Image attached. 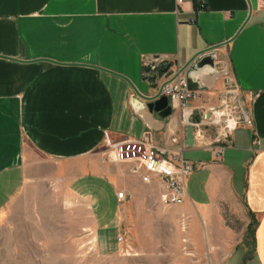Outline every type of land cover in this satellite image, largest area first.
Instances as JSON below:
<instances>
[{
	"label": "crops",
	"instance_id": "obj_1",
	"mask_svg": "<svg viewBox=\"0 0 264 264\" xmlns=\"http://www.w3.org/2000/svg\"><path fill=\"white\" fill-rule=\"evenodd\" d=\"M209 46L215 69L193 73L190 114L220 109L232 84L251 121L220 156L215 127L200 119L189 146L181 110L161 118L129 84L150 96L163 79L151 86L147 65L175 71ZM105 134H149L164 157L190 161L184 200L171 206L189 236L218 248L221 264H264V0H0V219L37 177L90 199L97 229L128 197L162 204L158 175L97 153Z\"/></svg>",
	"mask_w": 264,
	"mask_h": 264
},
{
	"label": "rangeland",
	"instance_id": "obj_2",
	"mask_svg": "<svg viewBox=\"0 0 264 264\" xmlns=\"http://www.w3.org/2000/svg\"><path fill=\"white\" fill-rule=\"evenodd\" d=\"M41 179L0 219V264H221V251L190 237L187 216L172 205L128 197V209L108 227L102 215L97 229L90 199Z\"/></svg>",
	"mask_w": 264,
	"mask_h": 264
},
{
	"label": "built area",
	"instance_id": "obj_3",
	"mask_svg": "<svg viewBox=\"0 0 264 264\" xmlns=\"http://www.w3.org/2000/svg\"><path fill=\"white\" fill-rule=\"evenodd\" d=\"M181 2L182 0H176ZM155 61H163V58L154 57ZM227 98L222 102L220 109L212 108L208 112L207 117L200 116L207 125H213L216 132V140L222 144L213 148V154L220 156L222 153L223 143L226 142L230 132L239 122H243L246 126H251V121L244 110L243 103L235 100V87L228 85ZM161 94L165 95L173 109L181 110V123L195 126L199 123L190 121L189 101L195 97V90L188 87L187 79L184 74H179L175 78L167 82L161 89ZM229 94H232L230 98ZM236 106V108H234ZM238 112L241 116L237 120L234 113ZM199 118V116H198ZM199 130V129H198ZM201 133V128L199 130ZM256 140H254L255 142ZM105 150L106 158L113 162H132L136 164L133 171L139 170L138 165H142L147 174L153 173L159 176L164 189L160 195L162 204L171 206L179 204L185 197V178L194 169L190 161L173 154L169 158L163 156L164 150L159 149L152 142L149 134H145L140 139L124 138L117 141L108 140L105 134ZM142 180L147 181L148 176H142ZM116 196L119 200L124 199L123 191H118Z\"/></svg>",
	"mask_w": 264,
	"mask_h": 264
},
{
	"label": "water",
	"instance_id": "obj_4",
	"mask_svg": "<svg viewBox=\"0 0 264 264\" xmlns=\"http://www.w3.org/2000/svg\"><path fill=\"white\" fill-rule=\"evenodd\" d=\"M214 47L215 46H209L196 52L184 65L177 68V70L175 71L171 70V63H151L147 65L143 69V77L145 79H148L151 86L156 84L158 79H163L160 84L157 85L156 92L150 96H143L139 94L135 87L131 84V82H128L133 90H135L136 94L146 101V107L150 111L156 112V114L161 118H166L173 112L174 109L171 107V104L169 103L167 97L161 94L162 87L179 74H184L187 79L188 87L191 90H197L199 86L198 82L192 78L193 73L198 69H202L203 67H206L207 71L210 73L214 71L215 54L214 52H212V49ZM229 96L230 98H232V94H229ZM234 108H236V106H234ZM207 116L208 113H205L202 117ZM234 116L237 120L241 119V116L238 112H235ZM198 119L199 118L195 115L190 116V121L192 122H198ZM185 135L186 144L190 146L192 144V126L190 124H187L185 127Z\"/></svg>",
	"mask_w": 264,
	"mask_h": 264
},
{
	"label": "bare ground",
	"instance_id": "obj_5",
	"mask_svg": "<svg viewBox=\"0 0 264 264\" xmlns=\"http://www.w3.org/2000/svg\"><path fill=\"white\" fill-rule=\"evenodd\" d=\"M204 79H205V77H204ZM208 79H209V78H208ZM208 79H207V80H208ZM206 82H207V81H206Z\"/></svg>",
	"mask_w": 264,
	"mask_h": 264
}]
</instances>
